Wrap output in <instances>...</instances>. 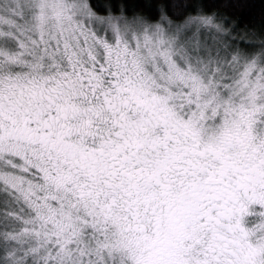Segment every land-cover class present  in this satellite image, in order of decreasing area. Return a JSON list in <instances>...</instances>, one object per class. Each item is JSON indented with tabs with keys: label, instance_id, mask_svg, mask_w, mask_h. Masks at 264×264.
Returning <instances> with one entry per match:
<instances>
[{
	"label": "snow or ice",
	"instance_id": "obj_1",
	"mask_svg": "<svg viewBox=\"0 0 264 264\" xmlns=\"http://www.w3.org/2000/svg\"><path fill=\"white\" fill-rule=\"evenodd\" d=\"M0 264H264V0H0Z\"/></svg>",
	"mask_w": 264,
	"mask_h": 264
},
{
	"label": "trees",
	"instance_id": "obj_2",
	"mask_svg": "<svg viewBox=\"0 0 264 264\" xmlns=\"http://www.w3.org/2000/svg\"><path fill=\"white\" fill-rule=\"evenodd\" d=\"M98 2L103 3L104 0H98ZM253 3H255L257 6H259L260 0H252ZM257 12H258V7H257Z\"/></svg>",
	"mask_w": 264,
	"mask_h": 264
}]
</instances>
